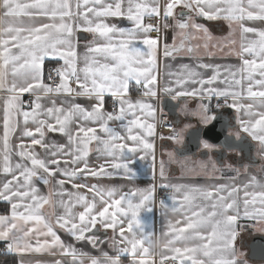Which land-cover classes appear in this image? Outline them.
Masks as SVG:
<instances>
[{
  "label": "snow or ice",
  "instance_id": "obj_1",
  "mask_svg": "<svg viewBox=\"0 0 264 264\" xmlns=\"http://www.w3.org/2000/svg\"><path fill=\"white\" fill-rule=\"evenodd\" d=\"M169 106L207 132L233 109L227 136L264 160V0H0V264H248L236 242L264 233V167L201 186L172 182L161 158L157 183L156 140L183 145L194 127L170 122ZM138 166L145 189L101 183Z\"/></svg>",
  "mask_w": 264,
  "mask_h": 264
},
{
  "label": "crops",
  "instance_id": "obj_2",
  "mask_svg": "<svg viewBox=\"0 0 264 264\" xmlns=\"http://www.w3.org/2000/svg\"><path fill=\"white\" fill-rule=\"evenodd\" d=\"M200 22L205 24L206 26H208L212 30L213 35L216 36L217 38L226 37L228 35L226 25H225L223 31H219L215 28L216 22L203 21V20H201ZM118 23H121V22H118ZM122 26H129L128 22L123 21ZM236 39H237V41H239L238 35H237ZM192 43L195 44L196 41H193ZM183 62H188V61L185 60ZM216 62L220 63V64H233V65L238 63V61L235 57H229L226 55H221L219 53L217 54ZM163 63H164V61H163V59H161V72H163ZM170 63L177 64L178 62L170 61ZM187 101H188V107L191 109H195L198 106L197 101L193 100L192 98H187ZM177 112L179 113L178 118L170 116L166 112L170 122H175L177 127H182L184 123H187L189 121L194 126L192 129L201 126V125H199L198 120L195 116L185 117V115L180 111V109H178ZM225 112L229 113L230 118L232 120H234V123H235L237 113H235V111L233 109H225L223 111V113L226 114ZM221 113H222V111H221ZM113 126L118 127V125H115V124ZM235 126H236V124H235ZM192 129H190V130H192ZM186 135H187V133L185 134V137H186ZM185 137H184V143H185ZM57 139H61V138L57 137ZM247 139L253 145L252 154L254 155L256 161L253 164L249 163L246 165L249 167V171L259 174L261 167H264V160H261L260 157L258 156V152H257L258 146L255 144V142L251 141L250 138H247ZM182 147H183V145H176L170 140H159V139H157L156 140V158L157 157L159 158L161 156V154L163 152H165L166 155H164V156H167L165 159V163L168 166V164H170V163H169V157H168L167 153L170 151H173L175 149L174 157H176V158H182V159L190 158L192 160H197L199 158H202L204 160L209 159L210 162H212V164H215V166L218 168L225 166L224 164L229 165L232 168L240 167V163L235 164L234 162L229 163L226 161H223V162L217 161L216 162L210 154H207V155L203 154L204 148H203L202 143H201L200 149L195 154H192L189 156H180V154L183 151ZM94 155L95 154L93 153V156ZM182 171H185V172H182ZM138 172H139L138 176L133 181H128V180H124V179H121L119 177H116V178H113L111 180H103V181H101V183L103 186H106V187L116 186V187H118L124 191H128L131 189H137V188L138 189H145L153 183L151 173L147 170L146 166H144V167L138 166ZM189 173H190L189 168H187V167L170 165V166H168V169H166V174L169 175V178L174 183L198 184L201 186H209V185L214 184V183L224 182V180L219 179L220 178L219 176L200 177V176H196V175H191ZM232 174H234V172H231V175ZM90 182H93V181H90ZM156 182L158 183V174H157V181ZM228 182H230V181H228ZM169 203H171V201H169ZM2 208H3V205L0 204V209H2ZM45 211L50 212L51 210L46 208ZM151 219L153 222V229L155 232L158 233L160 231L161 224H162V217L160 215L159 203H157V208H156L155 214L151 217ZM245 223L251 224L252 222L251 221H245ZM107 233H108V237H111V235H112L111 231L109 230ZM61 236L66 241L69 239L63 232H61ZM255 237H264V236L259 235L257 233V231H255L252 227H249L246 231L242 232L241 236L237 239V242H236L237 248L240 251H242L243 253H245L244 258L248 260V264H264V260L252 259L249 257L248 246ZM153 247H154V249L158 250L160 245H159V243H156L153 245ZM83 250L95 253V250L92 249L90 246L84 247ZM26 259H28L29 261H31V260L47 261V260L52 259V257L46 256V255L35 254L33 256L26 257ZM124 264H128L127 260L124 261Z\"/></svg>",
  "mask_w": 264,
  "mask_h": 264
},
{
  "label": "water",
  "instance_id": "obj_3",
  "mask_svg": "<svg viewBox=\"0 0 264 264\" xmlns=\"http://www.w3.org/2000/svg\"><path fill=\"white\" fill-rule=\"evenodd\" d=\"M178 109L179 108L169 106L166 109V112L170 116L178 118ZM225 113L226 114H224L222 111V114H218V120L214 122L212 132H207L206 129H203V126H199L201 131L198 135L193 134L195 133V129L197 127L190 130L185 137V143L182 147L183 151L180 156H189L195 154L200 149L202 141L207 140L209 143L216 145V148H218L216 151L217 154H221L222 151L233 153L235 156H237V158L242 156V160L253 164L256 160L252 154L253 145L248 141V139L244 137L242 141H236L233 137L227 136V132L229 130L227 126L231 125L234 128L235 123L234 120L230 118L229 113ZM226 142L232 145L231 150L223 146ZM220 158L218 157L217 161H219ZM97 235L105 238L108 237V233L105 234L102 230L97 233ZM248 249L250 258L264 260V237H255L249 244Z\"/></svg>",
  "mask_w": 264,
  "mask_h": 264
},
{
  "label": "rangeland",
  "instance_id": "obj_4",
  "mask_svg": "<svg viewBox=\"0 0 264 264\" xmlns=\"http://www.w3.org/2000/svg\"><path fill=\"white\" fill-rule=\"evenodd\" d=\"M165 152H163L161 154V156L158 158L157 157V174H158V169H159V161L161 158L166 159L167 156ZM205 158V157H204ZM201 164H212V162H210V160H204L202 158H199L197 160H192L190 158H176L174 157L172 162L170 164H168V166L170 165H174V166H186L187 168H189V174L191 175H196V176H200V177H215V176H223L225 179H227V177L232 176L231 172H234V168L230 167L229 165L224 164L225 166H222L221 168L216 167V170L213 171L211 168L208 169L207 172H205L202 168H200ZM168 166L166 167V169H168ZM182 170V169H181ZM185 172V171H182ZM259 235L264 236V233H260L257 232Z\"/></svg>",
  "mask_w": 264,
  "mask_h": 264
},
{
  "label": "flooded vegetation",
  "instance_id": "obj_5",
  "mask_svg": "<svg viewBox=\"0 0 264 264\" xmlns=\"http://www.w3.org/2000/svg\"><path fill=\"white\" fill-rule=\"evenodd\" d=\"M217 149L218 148H216V147L213 150H211V151H209L207 149H204L203 154H206V155L210 154L214 158V160L216 162H217V158L221 157L219 159V162H223V161H226V162H229V163L234 162L235 164L236 163H238V164L240 163V165L241 164H243V165L249 164L246 161L242 160V156L237 158V156H235V154H233V153H228V152L222 151L221 154H217L216 153Z\"/></svg>",
  "mask_w": 264,
  "mask_h": 264
},
{
  "label": "built area",
  "instance_id": "obj_6",
  "mask_svg": "<svg viewBox=\"0 0 264 264\" xmlns=\"http://www.w3.org/2000/svg\"><path fill=\"white\" fill-rule=\"evenodd\" d=\"M225 109H222V110H220V112L221 111H224ZM159 131H161V132H163L164 134H166V133H168V129H159ZM166 195V193L165 192H162V191H160V190H158L157 191V194H156V200H157V203L159 202V199L160 198H162L163 196H165Z\"/></svg>",
  "mask_w": 264,
  "mask_h": 264
}]
</instances>
